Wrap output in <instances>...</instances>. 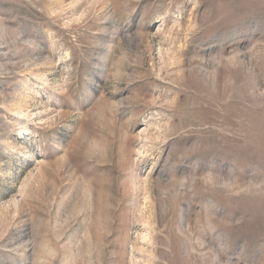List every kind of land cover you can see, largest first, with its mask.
I'll list each match as a JSON object with an SVG mask.
<instances>
[{"label":"rangeland","instance_id":"rangeland-1","mask_svg":"<svg viewBox=\"0 0 264 264\" xmlns=\"http://www.w3.org/2000/svg\"><path fill=\"white\" fill-rule=\"evenodd\" d=\"M0 264H264V0H0Z\"/></svg>","mask_w":264,"mask_h":264},{"label":"bare ground","instance_id":"bare-ground-1","mask_svg":"<svg viewBox=\"0 0 264 264\" xmlns=\"http://www.w3.org/2000/svg\"><path fill=\"white\" fill-rule=\"evenodd\" d=\"M22 130L23 129H21V131H20V134H22ZM23 131H25V128H24V130ZM24 133H26V132H24ZM145 204H144V210L147 208V203L146 202H144ZM142 207V208H143ZM148 209V208H147ZM144 212V211H143ZM145 214H147V212L145 213ZM147 217V216H146ZM149 217H150V215H149ZM149 217H147V218H149ZM139 237L141 238V239H143V240H145V238H148L149 237V235L147 234V235H145V234H141V236L139 235Z\"/></svg>","mask_w":264,"mask_h":264}]
</instances>
